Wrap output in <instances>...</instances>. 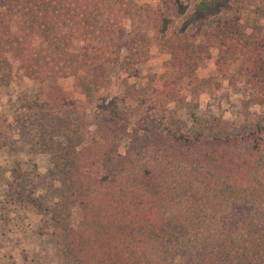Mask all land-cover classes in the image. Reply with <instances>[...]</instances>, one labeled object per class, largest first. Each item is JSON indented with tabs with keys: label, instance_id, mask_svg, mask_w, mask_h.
Returning <instances> with one entry per match:
<instances>
[{
	"label": "trees",
	"instance_id": "1",
	"mask_svg": "<svg viewBox=\"0 0 264 264\" xmlns=\"http://www.w3.org/2000/svg\"><path fill=\"white\" fill-rule=\"evenodd\" d=\"M249 1L160 0L162 43L173 48L179 66L193 58L197 39L215 42L217 49L223 45L240 56L238 76L258 84L264 74V38L238 31L241 6ZM103 9L97 0H0V32L24 17L25 28L37 26L51 47L49 55L28 49L25 37L26 46L16 43L25 76L44 82L74 77L83 69L77 80L85 84L78 83L93 90L109 64L116 63L115 56L106 55L114 31L106 26L108 18L99 21ZM118 9L106 13L113 18ZM69 22L82 40L99 41V46L81 55L64 51L65 33L55 26ZM49 25L55 29L47 35ZM17 39L15 32L0 34V45L9 48ZM141 40L131 36L124 43L121 83L143 60ZM224 130H212L207 138L170 129L154 132L152 138L168 142L82 167L68 161L71 147L53 153L48 172L59 180L67 207L78 209L76 223L58 235L63 243L56 252L73 264H264V118L240 135H220ZM103 152L96 153L98 160Z\"/></svg>",
	"mask_w": 264,
	"mask_h": 264
},
{
	"label": "rangeland",
	"instance_id": "2",
	"mask_svg": "<svg viewBox=\"0 0 264 264\" xmlns=\"http://www.w3.org/2000/svg\"><path fill=\"white\" fill-rule=\"evenodd\" d=\"M97 1L104 8L99 21L106 23L108 18L106 26L114 31L108 47L111 55L108 51L106 55L115 56L116 63L104 67L93 90L78 83L85 84L77 80L83 69L74 77L44 82L25 76L18 67L16 43L24 45L25 37L28 49L39 48L49 55L51 47L37 26L25 28L24 17L0 32L6 36L15 32L18 38L10 41L9 48L0 45V264H73L56 250L63 243L58 235L76 223L78 209L67 207L59 180L48 172L53 153L71 147L68 161L73 164H101L106 163L103 159L117 160V155L168 142L152 138L154 132L163 135L170 129L207 138L212 130L225 129L219 134L240 135L264 118V74L258 84L240 78L236 52L197 39L193 58L180 62L182 68L158 33L160 0H116L119 9L113 18L106 13L117 8L113 0ZM241 9L238 31L264 38V0L245 2ZM55 27L65 33L63 49L70 55L99 46V41L82 40L70 22ZM55 27L49 25L47 35ZM131 36L142 39L145 55L135 73L121 83L120 57ZM47 102L50 106H45ZM98 105L106 108L100 110ZM31 120L41 123L40 129L30 125ZM86 147H91L87 153ZM99 150L104 151L101 160Z\"/></svg>",
	"mask_w": 264,
	"mask_h": 264
}]
</instances>
